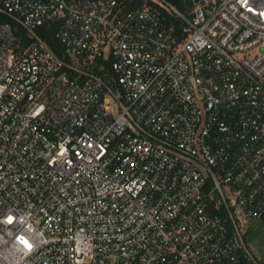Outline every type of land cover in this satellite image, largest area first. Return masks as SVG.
<instances>
[{"label": "built area", "instance_id": "1", "mask_svg": "<svg viewBox=\"0 0 264 264\" xmlns=\"http://www.w3.org/2000/svg\"><path fill=\"white\" fill-rule=\"evenodd\" d=\"M150 1L0 0V264H262L264 0Z\"/></svg>", "mask_w": 264, "mask_h": 264}, {"label": "trees", "instance_id": "2", "mask_svg": "<svg viewBox=\"0 0 264 264\" xmlns=\"http://www.w3.org/2000/svg\"><path fill=\"white\" fill-rule=\"evenodd\" d=\"M173 3L181 12L187 13L190 10V6L187 0H168ZM120 7L123 8V12H128L137 7H141L144 4L150 5L155 10H158L161 16L164 18L165 23L168 27L173 28V31L176 36L182 37V32L184 28V24L182 21L176 17L174 14H171L166 9L158 6L150 0H117ZM0 22H11V20L0 14ZM61 24L60 20L52 22L50 24L43 25L37 29L38 34L41 38L46 42L48 47L59 57L64 58L66 61H70L68 55L66 54L64 46L60 43V41L56 38V33ZM15 26V24H14ZM15 34L22 38L23 44H27V34L21 27H17L14 29ZM105 66L104 70H101L99 67L101 65ZM110 62L101 60L98 62V66L94 68L95 72L99 74L105 80L110 79L112 72L110 71ZM262 264H264V258L262 259Z\"/></svg>", "mask_w": 264, "mask_h": 264}, {"label": "rangeland", "instance_id": "3", "mask_svg": "<svg viewBox=\"0 0 264 264\" xmlns=\"http://www.w3.org/2000/svg\"><path fill=\"white\" fill-rule=\"evenodd\" d=\"M247 245L257 259L264 258V222L258 221L246 236Z\"/></svg>", "mask_w": 264, "mask_h": 264}, {"label": "snow or ice", "instance_id": "4", "mask_svg": "<svg viewBox=\"0 0 264 264\" xmlns=\"http://www.w3.org/2000/svg\"><path fill=\"white\" fill-rule=\"evenodd\" d=\"M12 219H13V218H12L11 216L8 217L9 222H11ZM29 247H30V245H29Z\"/></svg>", "mask_w": 264, "mask_h": 264}]
</instances>
